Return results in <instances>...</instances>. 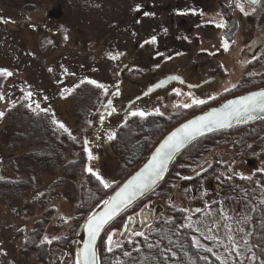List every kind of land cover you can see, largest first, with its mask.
<instances>
[{
  "label": "rangeland",
  "instance_id": "1",
  "mask_svg": "<svg viewBox=\"0 0 264 264\" xmlns=\"http://www.w3.org/2000/svg\"><path fill=\"white\" fill-rule=\"evenodd\" d=\"M78 1L90 2V5L87 12H80L75 17L67 9L59 15L55 0H0V69L12 72L11 76H4L0 92L4 99L0 100V111L19 102L33 106L39 104L41 109H47V112H43L54 125L56 139H61L60 134L70 138L65 141L64 148H59L58 156L49 161L52 165L49 170L24 156L25 148L15 139V133L19 132L15 125L0 122V264H75V238L88 212L106 200L160 140L158 138L149 149L142 147L136 151V148H131L133 142L136 146L141 145L143 134L139 130L130 140L127 138L125 148L119 144H115L114 148L113 143L120 139L116 136L109 140V134L116 133L118 127L132 117L130 113L137 110L158 117L159 125L161 123L167 128L160 130L157 136L165 134L180 118L186 116L173 122L170 120L172 123L165 125L170 121L153 112L156 109L165 115L178 112L176 104H183L188 97H192V93L186 89L179 90V94L169 92L164 101L162 94H153L131 105L125 113L111 117L100 132L104 154L94 171L114 183L111 189H104L97 180L92 182L88 177L91 173L85 170L92 159H88L84 149L87 146L94 157L90 142L98 121L96 112L113 89L115 71L119 67L118 59H109L108 54H113L121 42L117 39L115 43L114 39L112 44L110 42L112 37L119 39L113 34L122 28V24L129 22L137 0ZM206 13L208 16H204L212 17L213 11ZM72 28H76L74 32L78 31L79 34L77 44L72 42L75 37ZM212 34L215 36L217 32L213 31ZM65 35L68 39L64 38ZM120 37L125 47H133ZM207 40L208 37L205 46L211 55L213 50L220 51L215 61L221 66L218 74L220 82L214 84V89L200 88L201 96L209 97L217 88L222 93L221 97L239 92L241 84L235 88L232 85H235L234 79L238 78L237 72L244 63L243 47L239 42L231 43L225 50L224 43L217 38ZM199 48L192 45L189 57ZM128 58L131 61L127 56L125 60ZM175 60L173 56L171 62H161L159 70L168 71L178 63L186 62ZM212 60L206 57L205 78L210 73L208 66L209 62H214ZM133 74L134 69L126 72V84L121 98L116 102L117 108H121L132 96L130 80L145 83L150 78L141 79ZM204 76L200 79H205ZM196 79L187 76L189 81ZM88 80L103 84L107 92L88 83ZM27 92L33 93L30 99H25ZM53 120L63 123L68 132ZM260 134L261 139L259 136L253 139L244 135L243 143L239 146L210 139L197 148L192 155V163L183 162L180 153L179 159L172 163V173L183 165L180 168L182 173L167 176L151 194L117 217L104 230L98 242L99 263L101 252L108 251L109 247L114 249L126 238H134L137 231L145 233L160 221L172 217L174 211L180 210L184 212L185 225L195 231V244L208 249L223 262L232 264L233 256L242 254L245 249L254 204L264 201V130ZM73 136L75 139H72ZM45 140L49 141V138ZM131 151L132 154H129ZM140 154L137 161H126L129 158L135 160ZM68 161L73 165L67 168L65 164ZM216 161L222 176L254 179L249 190L239 189L232 193L226 186H219L220 179L218 181L215 176L200 171L204 163ZM211 167L213 169L216 165ZM256 169L262 174L254 176ZM198 174L200 177L196 180L187 181ZM92 187H100L101 193L96 194L95 203L87 209L85 204L80 203L84 200L82 191ZM143 207L152 211L151 224L143 230L129 231L124 235L126 218L133 216L134 225L139 226V211ZM193 207L195 211L191 210ZM157 208L160 209L156 212ZM109 234H112L110 242ZM45 236L52 242L42 243L44 248L41 249Z\"/></svg>",
  "mask_w": 264,
  "mask_h": 264
},
{
  "label": "flooded vegetation",
  "instance_id": "2",
  "mask_svg": "<svg viewBox=\"0 0 264 264\" xmlns=\"http://www.w3.org/2000/svg\"><path fill=\"white\" fill-rule=\"evenodd\" d=\"M55 2L58 5L56 9L59 15H62L67 9L75 17L80 12H87L86 10H88V6L90 5V2H79L78 0H55ZM137 5L140 7L138 10L135 8L132 16L129 17V22L122 24V28L116 34H113L116 37L119 36V39L112 37V41L110 42L112 44L113 39L114 43L116 39L121 42V45L113 51V55L122 53L117 58L119 62L118 69L125 65L121 79L116 76L118 69L115 71L113 89L118 88L119 94L113 100L116 110H122L131 99L141 95L148 87L155 85L160 79L169 75L179 77L180 79H173L166 86L156 88L134 103L158 93L162 94V101H164L169 92H175V88L177 90L186 89L192 93V97H188L183 104H192L194 98L207 101L206 104L190 108L179 107L182 103L178 102L175 108L178 112L162 115L165 120H172V122L185 115L186 117L180 118L176 125L187 119V116L191 117L233 95L264 87V0H256L255 3L252 0H137ZM240 6L243 7V11H241ZM72 11L74 12L73 14ZM210 11H213L212 17L214 18L204 16V14H207L206 12ZM220 25H223V27ZM74 29L76 28H72L73 35L75 36L72 42L77 44L79 34L78 31L74 32ZM213 31L217 32V35L213 36ZM120 36L133 47H125ZM153 36L156 37L155 43H145L146 41H150V38ZM207 37V42L217 38L220 43L223 42L230 45L231 43L239 42L238 44L243 47L244 63L237 72L238 78L234 79L235 76L233 77L235 85L241 84L239 92L236 91L235 93L233 92L221 97L222 93L217 88V91L209 96L215 97V99L201 96L200 88L205 86L214 89V84L220 82L218 74L221 71V66L215 62L220 51L219 49L213 50V55L210 54L211 51L205 46ZM192 45L201 48L189 57L191 54H188V52L191 51ZM126 56L130 57L131 61L129 58L125 60ZM173 56L176 59L175 62H182L183 60L186 62L178 63L171 70L160 71L161 62L169 63L173 59ZM206 57L212 58L214 62H209L208 71L210 73L205 78ZM188 58L190 59L187 60ZM129 69H134L133 76L135 75V77H140L141 79L150 78L145 83L130 80L129 91L132 96L126 100V103L121 108H117L116 102H118L123 94V86L126 84V72ZM75 74L77 75V72ZM187 76L199 79L189 81L187 80ZM201 76H204L203 78L205 79H200ZM181 80L183 83H181ZM132 85L134 86L132 87ZM135 85H138V87ZM189 85H196L197 87H189ZM153 113L156 114V112ZM172 122L170 121L166 125ZM262 130H264V117L252 123L216 133L225 132L217 140L239 146L243 143L242 138L246 134L247 136H252L253 139L257 136L261 139L260 133ZM215 165L216 167H213V169L216 174H223L220 168L217 167V161L215 163H204L200 166V171L205 172ZM182 167L183 165H179L175 174L180 175L182 173L180 168ZM257 172L261 171L256 169L255 173ZM218 183L221 188H226L222 185L221 181Z\"/></svg>",
  "mask_w": 264,
  "mask_h": 264
},
{
  "label": "trees",
  "instance_id": "3",
  "mask_svg": "<svg viewBox=\"0 0 264 264\" xmlns=\"http://www.w3.org/2000/svg\"><path fill=\"white\" fill-rule=\"evenodd\" d=\"M4 80V76L0 75V92L2 90L1 87L4 85ZM27 105L26 103L19 102L14 104V106L6 108L2 111L5 115L3 118H0V122L15 125L19 130V132L15 133V139L17 143L22 144L25 148L23 152L24 156L38 166L41 167L43 165L44 168L50 170L52 165L49 161L54 160L58 156L57 152L59 148H64L65 141H69L70 138L60 134L61 139H56L57 134L54 131V125L48 120L44 112L40 110L41 107L33 111ZM35 107L33 106V108ZM157 119L159 118L153 114L147 115L144 118L132 116L126 123L118 127L116 138L120 139V141L113 143L114 148H116L115 144H119L125 148L127 138L130 140V137L136 133V130H139L143 134L140 141L141 145L136 146L133 142L131 149L136 148V151L142 147L149 149L164 134H160L159 137L157 136L158 132L167 128V126L161 125V123L159 125ZM224 133H213L195 141L181 153V156L179 154L181 160L186 163H192V155L198 150V147L205 145L203 143H206L210 139L217 140ZM45 138H49V141H46ZM129 154H132V151ZM140 156L141 154L135 160H131V158L126 159L125 156L122 157L127 162L132 163L137 161ZM68 163L66 162L65 164L67 168L73 165L71 162ZM173 169L172 165L167 174L168 177L175 174L172 173ZM206 172L215 176L217 180L220 179L222 185L226 186L232 193L239 189L247 191L250 184L254 182V179L239 178L237 176L225 177L221 174H216L214 169H209L204 173ZM260 173L262 174V172H257L254 176ZM92 176L88 174L92 182H97L96 178ZM199 177L200 175L198 174L187 181L191 179L196 180ZM181 180L184 181L182 178ZM84 188L86 187L84 186ZM82 192L84 200L80 203L85 204L88 209L93 202L95 203L96 194H100L101 189L100 187H92ZM249 195L250 193L247 196ZM86 202L88 203L86 204ZM94 207L91 209L92 211ZM183 213L180 210L174 211L172 217L160 221L156 227L154 226V228L145 233L137 231L134 238L124 239L122 244L115 247L111 252H101V264H227L208 249L195 244V231L190 226L185 225ZM250 224L251 227L245 243V249L242 254L233 256L232 264H264V201L254 204L251 211ZM42 248H44V245L41 243Z\"/></svg>",
  "mask_w": 264,
  "mask_h": 264
},
{
  "label": "snow or ice",
  "instance_id": "4",
  "mask_svg": "<svg viewBox=\"0 0 264 264\" xmlns=\"http://www.w3.org/2000/svg\"><path fill=\"white\" fill-rule=\"evenodd\" d=\"M252 2L255 3L256 0H252ZM139 7V5L136 6L137 10ZM240 9L243 11L242 6H240ZM220 26L223 27V25ZM64 38L68 39L67 35H65ZM155 42L156 37L153 36L150 38V41H146L145 43ZM48 43L52 42L48 41ZM223 47L227 50L228 44L225 43ZM120 55H122V53H117L115 55L112 53L108 54L109 59H117ZM49 71H52V69H49ZM0 75L11 76L12 72L7 69H0ZM169 79L180 78L173 76L169 77ZM87 82L107 92V88L103 84H100L95 80H88ZM81 83H84V81H81ZM165 83L166 81H161L157 86L161 87ZM181 83H183L182 80ZM189 87L197 86L189 85ZM232 87L235 88L236 85H232ZM174 91L179 94V90L174 89ZM225 91H229V89H225ZM112 94L117 95L118 92ZM32 95V92H27L25 94V99H30ZM3 99L4 96L0 95V100ZM209 99H215V97H209ZM206 103V100L194 98L192 104H182L180 107L190 108ZM110 104L111 101H109V105ZM27 106L33 111L40 107L39 104H36L35 108H33L32 104H28ZM40 110L47 112V109ZM155 112L156 114L163 115V113L159 112V109H156ZM257 113H264V90L251 92L248 95L241 96L236 100H229L222 106V108H214L212 111L207 112L202 116L188 120L186 123L181 124L180 127L170 132L162 140L159 146L155 148L150 161L140 171L136 172L131 176V178L118 187L112 196H110L107 200L101 201L103 204V211L99 214H96L95 212L89 214L85 223V227L88 232V240L85 242L84 248L78 254L76 264H96L97 253L95 245L100 232L104 230L105 227L109 225L121 211L129 208L133 201L137 199L138 195H142L144 192L148 191L158 182V180L163 178V174L167 169L169 161L172 160L174 155L178 153L180 149L185 147L190 141L196 139V137L203 135L205 132L212 131L215 128L229 127L231 126L232 120L245 121L246 119H253L254 114ZM4 115L5 113L0 111V118H3ZM130 115L144 118L145 116L150 115V113L137 110L131 112ZM53 123L58 124L60 128H62L65 132H68V129L63 123L56 120H53ZM115 137L116 133H111L109 134L108 139L112 140L115 139ZM72 139H75V137L73 136ZM85 145H87V142H85ZM84 150L88 154V159H93V156L87 146H85ZM85 170L94 175L96 180L104 189L112 188L114 181L106 180L98 171H94L91 166H87ZM141 211H143V209H141ZM129 220H131V217H129ZM140 234L142 235V233ZM111 240L112 234H109L108 242ZM45 242L51 243L52 241L45 236L41 243ZM112 250L113 249L111 247L108 248L109 252Z\"/></svg>",
  "mask_w": 264,
  "mask_h": 264
},
{
  "label": "water",
  "instance_id": "5",
  "mask_svg": "<svg viewBox=\"0 0 264 264\" xmlns=\"http://www.w3.org/2000/svg\"><path fill=\"white\" fill-rule=\"evenodd\" d=\"M124 68H125V65L121 66L120 69L117 70L116 72V76L121 79L122 78V73L124 71ZM169 77H172L171 75H169L168 77H164L162 79H160L155 85L153 86H150L146 89V91L144 93H142L141 95L131 99L126 105L125 107L122 109V110H116L114 105H113V100L115 98H117L119 96V94L117 95H113L112 93H117L118 92V88H115L113 89L109 95L107 96V98L105 99V101L102 103L101 107L97 110L96 112V115L98 117V121H97V124H96V128H95V131L93 132L92 134V138H91V145L92 147L94 148V157L91 161V164L90 166L94 169L99 161V159L101 158V156L104 154V150H103V147L101 145V142H100V132L104 126V124L106 123V121L108 119H110L112 116L114 115H117V114H122L131 104H133L135 101H137L139 98L143 97V96H146L148 95L151 91L155 90L156 88H158V84L161 82V81H166V83L161 86V87H164L166 86L167 84H169L173 79H169ZM261 90H264V87H261L259 89H256V90H253V91H249V92H245V93H241V94H237V95H233L223 101H221L220 103L214 105V106H211L201 112H198L196 113L195 115H192L191 117H188L187 119L183 120L182 122L178 123L177 125H175L174 127H172L168 132H166L161 138L160 140L155 144V146L149 151V153L146 155V157L139 163V165L118 185V187H120L123 183H125L129 178H131L132 175H134L136 172L140 171L151 159V155L154 153V150L156 147L159 146V144L162 142V140L172 131H174L176 128L180 127L181 124L183 123H186L188 120H191L195 117H198V116H202L204 114H206L207 112H210L212 111V109H219V108H222V106L227 103V101L229 100H236L238 98H240L241 96H246L248 95L249 93L251 92H255V91H261ZM109 101H111V104L109 105ZM261 117H264V113H257V114H254V118L253 119H250V120H245V121H237V120H232L231 121V126L229 127H222V128H215L214 130L212 131H208V132H205L203 135H200L198 137H196V139L190 141L185 147H183L182 149H180V151L178 153H176L174 155V157L172 158L171 161H169L168 165H167V169L166 171L164 172L163 174V178L158 180V182L152 187L150 188L148 191L144 192L142 195H138L137 199L135 201H133V203L131 204V206L129 208H127L126 210H123L121 211L116 217H119L120 215H122L123 213H125L128 209H130L132 206H134L137 202H139L141 199H143L145 196H147L148 194H151L157 187H159L161 185V183H163V181H165V178L167 177V174L169 172V169L172 165V163L174 162V160L176 159V157L184 150L186 149L191 143H193L194 141L202 138V137H205L207 135H210V134H213V133H216L218 131H222V130H225V129H230V128H233V127H237V126H241V125H246V124H249V123H252L254 121H256L257 119L261 118ZM118 187L116 189H114L112 191V193L109 195L112 196L114 194V192L118 189ZM108 197V198H109ZM106 198V200L108 199ZM143 211H139V219H140V225L137 226V225H134V221H135V218L133 216H128L126 218V232L124 233V235L129 232V231H135V230H143L144 228H146L147 226H149L151 224V216H152V211L146 207H143L142 208ZM160 208H157L156 209V212L159 210ZM192 211H195L196 208L193 207L191 209ZM103 211V204L101 203L99 206H97L92 212L90 213H93L95 212L96 214H99L100 212ZM89 213V214H90ZM89 214L87 215V217L84 219L80 229H79V232L76 236V241H75V250H74V262L76 264V260H77V257H78V254L81 252V250L84 248V245H85V242L88 240V232H87V229L85 227V223H86V220L88 219L89 217ZM129 217H131V220H129ZM114 219V220H115ZM113 220V221H114ZM112 221V222H113ZM111 222V223H112ZM110 223V224H111ZM109 224V225H110ZM107 225L105 227V229L109 226ZM104 229V230H105ZM104 230H102L100 232V234L98 235L97 237V241H96V253H97V261H96V264H100L99 263V258H98V242H99V239L102 235V233L104 232Z\"/></svg>",
  "mask_w": 264,
  "mask_h": 264
}]
</instances>
